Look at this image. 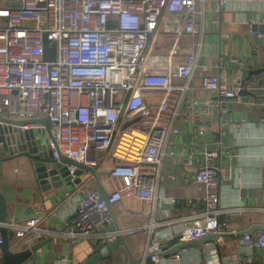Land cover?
Returning <instances> with one entry per match:
<instances>
[{
    "label": "built area",
    "instance_id": "built-area-1",
    "mask_svg": "<svg viewBox=\"0 0 264 264\" xmlns=\"http://www.w3.org/2000/svg\"><path fill=\"white\" fill-rule=\"evenodd\" d=\"M205 1L0 0V114L13 119L48 117L53 156L59 158L61 153L95 170L80 168L76 174L78 167L68 165L71 181H78L73 182V190L64 192L61 205L23 221L8 220L11 248L17 249L25 237L30 245L50 235V222L58 216L73 243L78 239L105 243L100 249L102 260L94 264H108V258L114 264L111 257L125 250L124 244L112 247L124 235L113 226V210L102 199L99 185L111 204L151 199L162 177L160 164L171 136L180 132L178 122L201 115L191 78L209 70L200 62L211 55L204 50ZM230 1L214 0V8L221 12ZM246 1L253 11L248 10L244 20L264 46V0ZM166 13L179 15L177 28H162ZM211 22L218 21L212 18ZM252 24H263V29L252 30ZM196 35L200 37L195 39ZM225 36L230 38L229 33ZM182 37L192 42L180 58ZM46 42L55 45L54 60L45 59ZM218 61L221 73L203 74L201 84L212 93L203 110L218 118L220 138L228 122L223 114L243 89L248 90L244 79L248 67L238 55L225 58L221 53ZM236 70L242 76L235 82L221 75ZM261 125L264 131V112ZM199 128L193 141L213 130L208 124ZM233 158L221 146L202 151L189 179L206 187L203 206L190 225L158 232L138 264H160L162 258L180 264L189 247L167 256L161 252L212 233H227L228 240L223 234L217 242L196 246L203 257L196 264H264V229L238 237L237 231L227 230L220 221L218 186L234 180ZM186 162L192 163L191 154ZM89 182L94 185L87 193H76ZM226 243H232L239 255L223 262L219 249ZM59 261L73 264L66 254Z\"/></svg>",
    "mask_w": 264,
    "mask_h": 264
},
{
    "label": "crops",
    "instance_id": "crops-1",
    "mask_svg": "<svg viewBox=\"0 0 264 264\" xmlns=\"http://www.w3.org/2000/svg\"><path fill=\"white\" fill-rule=\"evenodd\" d=\"M204 6L206 9L204 39L214 40L217 45L216 51L207 52L213 55L220 50L223 54L225 48V58L235 55L243 58L248 67L244 79L248 80L247 87L251 94L241 95L231 101L230 110L223 114L228 122L222 126V134L218 138L215 132L219 127L216 121L218 118L212 112L203 110V105L212 96V93L201 84L204 73H196L191 78V84L195 86L196 104L201 115L196 120L178 122L181 133L171 136L160 164L162 177L157 180L156 193L147 201L135 200L131 203L120 201L112 204L115 216L113 226L115 228L117 226L124 235L117 237L112 246L125 245L123 252L119 251L111 257L113 263H129L127 246L135 257H141L158 232L180 230L192 223L193 217L203 206L206 187L189 178L198 168L202 151L211 147L221 146L222 150L234 154L232 162L234 180L230 183L222 182L218 186L222 209L219 216L221 223L226 224L227 230L231 232H239L252 224L264 223V131L261 125L264 112V71H262L264 46L260 43L259 37L250 32V23L244 20L247 11H253V5L246 0H231L226 8L216 12L215 16L214 0L205 1ZM212 18L218 21L213 26L207 23L209 20L211 22ZM178 23L179 15L166 13L161 26L163 29L172 30L178 27ZM225 33L230 35L228 40ZM199 37L196 35L195 39ZM191 42V38L180 39L182 52L180 58L190 51ZM207 68L210 69L211 66L207 65ZM217 72L221 73V71ZM221 75L224 79L235 82L242 73L236 70L233 74L223 72ZM207 124L213 127V130L207 129L202 138L193 141L196 132L200 131L199 126L203 127ZM219 142L220 144H217ZM189 154L192 155L190 164L186 162ZM169 174L174 177H169ZM29 182L33 184L34 190L29 188ZM69 183L72 182L42 191L29 158L19 157L6 161L0 170V184L7 199L8 220L23 221L45 210H54L63 203L64 192L74 189V185ZM93 185L94 182H89L76 193L83 195ZM65 226V221L60 217L52 218L49 227L52 233L48 236L54 237L53 242L45 246L41 253L34 255L36 259L30 264H60L59 259L63 254L68 255L73 264H85L91 252L89 241L78 239L73 243L64 234ZM133 238L141 243L139 248L132 247ZM29 240L28 237L21 239L16 248L29 246ZM225 240H228V236ZM223 246L219 249L223 262L229 257L239 255L234 245H229L228 249H223ZM189 248L180 264L201 262L203 257L196 251L197 247ZM160 264H170V262L162 258Z\"/></svg>",
    "mask_w": 264,
    "mask_h": 264
},
{
    "label": "water",
    "instance_id": "water-1",
    "mask_svg": "<svg viewBox=\"0 0 264 264\" xmlns=\"http://www.w3.org/2000/svg\"><path fill=\"white\" fill-rule=\"evenodd\" d=\"M262 30L263 24H252V30ZM45 59L54 60L56 57L55 45H49L46 42ZM215 55V56H213ZM213 55H205L200 59L201 63L210 65L211 68L204 74L214 75L217 73L216 66L218 65L221 52ZM264 71V69H262ZM241 95L251 94L250 91L243 89ZM38 125L45 127L47 132L48 144L46 139L42 140V134L38 132ZM25 127V128H23ZM219 135V132L216 131ZM53 134L52 125L48 117L30 118V119H13L0 114V170L6 161H10L19 157H27L30 159L33 166L37 182L42 191L51 190L63 186L66 182H72V175L68 170V165L78 167L76 174L81 172L80 168H84L94 172V168L89 165H84L73 158L59 154V158H55L52 152ZM98 174L95 175L98 178ZM75 182L78 178L74 179ZM73 181V182H74ZM99 191L102 199L106 202L109 208H112L110 198L105 188L99 185ZM9 217L7 199L5 193L1 189L0 184V236L2 243L0 244L1 258L0 264H30L35 260L34 255L38 254L45 246L53 242V236H47L39 239L29 246L22 249H14L11 240L10 227L7 225ZM258 229H264V223L252 224L247 229L241 230L239 234H252ZM224 233H212L199 238L190 239L185 242L174 244L170 249L161 252L163 256L175 253L184 247H203L205 243L217 242L219 236ZM228 234L225 233L224 236ZM121 237V236H120ZM91 246V252L85 260V264H94L101 261L100 249L105 243L96 244L92 240H88ZM129 264H138L141 257H135L128 248ZM106 263L111 264L108 258ZM105 264V263H101Z\"/></svg>",
    "mask_w": 264,
    "mask_h": 264
},
{
    "label": "rangeland",
    "instance_id": "rangeland-1",
    "mask_svg": "<svg viewBox=\"0 0 264 264\" xmlns=\"http://www.w3.org/2000/svg\"><path fill=\"white\" fill-rule=\"evenodd\" d=\"M213 9H215V8H213ZM216 12H218V11H216L215 10V12H214V16L216 15ZM207 23H209L211 26H213L215 23H211L210 22V20H209V22H207ZM209 38L211 39V37L209 36ZM204 41H205V46H204V50L205 51H216V47H217V45H216V42L214 41V40H209V39H204ZM225 53V48L223 49V54ZM182 121V120H181ZM200 127V126H199ZM37 128H38V132L39 133H41L42 134V137H41V139L42 140H44V139H46V143L48 144V138H47V132H46V129H45V127L44 126H42V125H38L37 126ZM181 133V126H180V132L179 133H177V135L178 134H180ZM27 162H29V161H27ZM73 183V182H72ZM72 183H69V185H73ZM29 188L31 189V190H34V188H33V184H31L30 182H29ZM140 242L137 240V239H135V238H133L132 240H131V245H132V247L133 248H139L140 247ZM224 246H223V249H228V246L229 245H231V246H233V244L232 243H226V244H223ZM113 247V246H112ZM221 248H222V246H221ZM40 253H41V251H39ZM114 264H117V263H114Z\"/></svg>",
    "mask_w": 264,
    "mask_h": 264
}]
</instances>
